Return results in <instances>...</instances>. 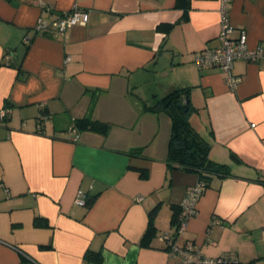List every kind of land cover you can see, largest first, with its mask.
<instances>
[{
  "label": "crops",
  "instance_id": "obj_1",
  "mask_svg": "<svg viewBox=\"0 0 264 264\" xmlns=\"http://www.w3.org/2000/svg\"><path fill=\"white\" fill-rule=\"evenodd\" d=\"M187 1L0 0V110L11 109L0 120V264H176L160 236L175 233L201 178L170 166L172 120L145 106L177 89L210 158L231 172L208 180L177 241L207 259L264 264V60L234 63L235 90L221 69L200 71L196 55L220 45L224 3ZM75 6L86 26L36 31ZM227 9L232 36L264 46V0ZM84 119L108 132L80 129Z\"/></svg>",
  "mask_w": 264,
  "mask_h": 264
},
{
  "label": "built area",
  "instance_id": "obj_2",
  "mask_svg": "<svg viewBox=\"0 0 264 264\" xmlns=\"http://www.w3.org/2000/svg\"><path fill=\"white\" fill-rule=\"evenodd\" d=\"M224 7L221 10V30L219 34L220 45L217 47H205L195 58L196 65L200 71L219 68L226 75V81L230 89L235 90L242 81V78L232 73L234 63L237 60H246L249 62H259L264 60V46L251 47L248 41V34L241 32L238 37H233L235 27L231 24L228 15L227 5L230 0H222ZM90 15L80 10L77 6L71 11H67L55 17L54 19H39L35 29L39 34H48L56 32L63 36L66 31L76 25L86 26L89 23ZM29 43V39H26ZM70 59L68 58L67 62ZM11 113L10 108L0 110V120H4ZM47 116L40 115V122L45 121ZM41 125L39 130H41ZM72 140H80L78 128H70ZM207 190V184L199 181L197 184L189 186L186 196L180 204V212L176 225L175 233H165L160 236V240L166 245L172 256L178 257L176 264H227L232 263L227 257L217 259L205 258L194 241L187 240L185 244L178 243V236L185 235L190 220L198 215L199 202ZM142 200V199H140ZM75 204L80 207L87 206V194L83 190L77 192ZM236 263V262H235Z\"/></svg>",
  "mask_w": 264,
  "mask_h": 264
},
{
  "label": "trees",
  "instance_id": "obj_3",
  "mask_svg": "<svg viewBox=\"0 0 264 264\" xmlns=\"http://www.w3.org/2000/svg\"><path fill=\"white\" fill-rule=\"evenodd\" d=\"M181 5H188L187 0H178ZM169 31L170 27H163ZM188 95L187 89H177L166 95L160 102L154 106H145L146 110L157 111L163 110L172 120V135L169 143L168 162L171 167L195 172L200 175V181L207 184L213 176L226 178L231 176L229 168L225 164L213 161L209 156L210 146L198 134L189 121V105L184 108L178 106L183 102L182 97ZM189 99H187V102ZM188 109V112L185 110ZM80 129H88L95 132L106 134L108 126L102 123L84 119L78 123ZM178 217L174 216L173 222L177 224ZM153 230L150 228L142 238L141 244L146 246L152 238ZM241 264V263H227Z\"/></svg>",
  "mask_w": 264,
  "mask_h": 264
},
{
  "label": "water",
  "instance_id": "obj_4",
  "mask_svg": "<svg viewBox=\"0 0 264 264\" xmlns=\"http://www.w3.org/2000/svg\"><path fill=\"white\" fill-rule=\"evenodd\" d=\"M178 106L180 108H184L186 106V104L181 102V103L178 104ZM185 112H188V109H186Z\"/></svg>",
  "mask_w": 264,
  "mask_h": 264
}]
</instances>
